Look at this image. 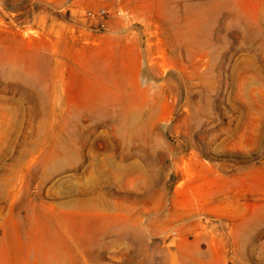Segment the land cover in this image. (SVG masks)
Masks as SVG:
<instances>
[{
	"label": "rangeland",
	"instance_id": "obj_1",
	"mask_svg": "<svg viewBox=\"0 0 264 264\" xmlns=\"http://www.w3.org/2000/svg\"><path fill=\"white\" fill-rule=\"evenodd\" d=\"M127 2L0 0V264H264V0Z\"/></svg>",
	"mask_w": 264,
	"mask_h": 264
},
{
	"label": "built area",
	"instance_id": "obj_2",
	"mask_svg": "<svg viewBox=\"0 0 264 264\" xmlns=\"http://www.w3.org/2000/svg\"><path fill=\"white\" fill-rule=\"evenodd\" d=\"M90 16L93 18H96L97 20H100L101 25L104 27L105 26V21L108 17V12L106 9H100L95 13H90Z\"/></svg>",
	"mask_w": 264,
	"mask_h": 264
},
{
	"label": "crops",
	"instance_id": "obj_3",
	"mask_svg": "<svg viewBox=\"0 0 264 264\" xmlns=\"http://www.w3.org/2000/svg\"><path fill=\"white\" fill-rule=\"evenodd\" d=\"M127 1L128 0H111V3H112L114 8L119 10L123 7L129 6V2H127Z\"/></svg>",
	"mask_w": 264,
	"mask_h": 264
}]
</instances>
